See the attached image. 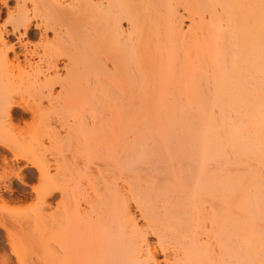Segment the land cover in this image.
Listing matches in <instances>:
<instances>
[{
	"label": "bare ground",
	"instance_id": "bare-ground-1",
	"mask_svg": "<svg viewBox=\"0 0 264 264\" xmlns=\"http://www.w3.org/2000/svg\"><path fill=\"white\" fill-rule=\"evenodd\" d=\"M9 1L0 147L26 165L1 157L4 188L29 167L53 194L10 124L62 112L74 264H264V0ZM77 105L110 121L74 131Z\"/></svg>",
	"mask_w": 264,
	"mask_h": 264
},
{
	"label": "rangeland",
	"instance_id": "rangeland-1",
	"mask_svg": "<svg viewBox=\"0 0 264 264\" xmlns=\"http://www.w3.org/2000/svg\"><path fill=\"white\" fill-rule=\"evenodd\" d=\"M13 4V0L9 1V6ZM0 10V26H4L6 8L1 3ZM49 110L48 120L34 122L32 115L27 113L10 125L17 130L16 133L19 132L16 136L21 137L18 139L32 160L41 154L50 160L49 174L52 180L55 177L51 187L53 194L45 200L41 199L42 195H36V188L43 183L40 184L36 170L29 167L23 169L27 185L13 179L11 189L6 190L4 186L9 183L4 181L6 170L1 157H6L9 166L15 170L18 165L24 167L26 163L21 161L16 165L11 155L0 147V195L7 201L0 204V224L3 223L10 234L4 227V230L0 228V264L6 257L4 261L9 264H74V136L69 131L66 116L58 110H54L58 112L54 114ZM109 112L102 105L74 106V131L84 123L110 121ZM51 128L57 131V136ZM260 224L264 227V222L260 221Z\"/></svg>",
	"mask_w": 264,
	"mask_h": 264
}]
</instances>
